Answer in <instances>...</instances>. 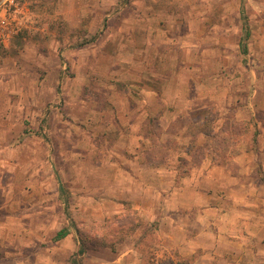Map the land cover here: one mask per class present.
I'll return each instance as SVG.
<instances>
[{"label": "rangeland", "instance_id": "obj_1", "mask_svg": "<svg viewBox=\"0 0 264 264\" xmlns=\"http://www.w3.org/2000/svg\"><path fill=\"white\" fill-rule=\"evenodd\" d=\"M262 198L264 0H0V264H264Z\"/></svg>", "mask_w": 264, "mask_h": 264}, {"label": "crops", "instance_id": "obj_2", "mask_svg": "<svg viewBox=\"0 0 264 264\" xmlns=\"http://www.w3.org/2000/svg\"><path fill=\"white\" fill-rule=\"evenodd\" d=\"M135 154H136V152H135ZM140 159H142V157L140 155H137L134 158L130 157V166L133 165V161L134 160L137 161V160H140ZM250 171H252V170L250 169ZM237 172H239V173L235 174L230 169H223L221 171V176L220 177L217 176L216 179H215L216 189H219V191H223V189H230L231 190V194H230L231 198H232V201L230 202L231 203V208L232 207L238 208L239 206H242L243 204H246L249 201H251V197L247 193H246L247 195L246 194H243V195L241 194L240 195L239 193L236 194L237 192H239V187H240V191H243V190L247 191V190L250 189V192H251L252 191L251 190L252 187L255 185V181H252V180H249V179L245 180V179H241L240 178V175L242 173L247 172V175H248V172H249L248 169L241 168ZM141 173H142V168L139 167V166L137 167L136 165H134V169L133 170L128 167L126 169V175L127 176H125V179L127 178L128 180H126L125 185H130V187H131V183L133 184V182H135V178L134 177L140 176ZM238 176H239V178H237ZM234 187L237 189L236 190L237 192L233 191ZM224 191H226V190H224ZM262 199L264 201V198H262ZM177 203L180 205V207L186 206L185 200L179 199V201H177ZM253 203H254V200H253V202L249 203V205L252 206V207L255 206L256 203H254V204ZM260 206H263V208H264V203H260ZM235 213L236 212H234L230 216V221H233L234 218L236 216H238V214L236 213V215H235ZM246 218H247V221H248L247 223H252V224H254V223H257V224L262 223V224H264V215L263 216L246 215ZM262 230H263V232H260V233H263L262 237H259V235H253L249 231L246 234L247 239H253L255 237H257L258 239H260V238L264 239V227L263 226H262ZM230 252H233L232 249L230 250ZM232 255H233V253H232Z\"/></svg>", "mask_w": 264, "mask_h": 264}, {"label": "trees", "instance_id": "obj_3", "mask_svg": "<svg viewBox=\"0 0 264 264\" xmlns=\"http://www.w3.org/2000/svg\"><path fill=\"white\" fill-rule=\"evenodd\" d=\"M242 14L245 16L244 11H242ZM250 31L246 28L245 37L246 39L249 37ZM69 233L68 229H62L60 232H58L56 239L64 238ZM74 264H80L79 261H75Z\"/></svg>", "mask_w": 264, "mask_h": 264}]
</instances>
